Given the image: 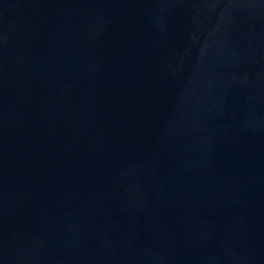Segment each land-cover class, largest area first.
Masks as SVG:
<instances>
[{
    "label": "water",
    "instance_id": "1",
    "mask_svg": "<svg viewBox=\"0 0 264 264\" xmlns=\"http://www.w3.org/2000/svg\"><path fill=\"white\" fill-rule=\"evenodd\" d=\"M0 264H264V0H0Z\"/></svg>",
    "mask_w": 264,
    "mask_h": 264
}]
</instances>
